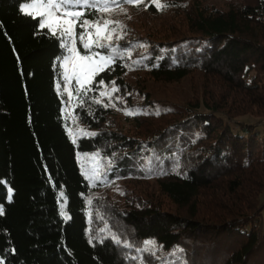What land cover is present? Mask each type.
I'll return each mask as SVG.
<instances>
[{"label":"trees","instance_id":"16d2710c","mask_svg":"<svg viewBox=\"0 0 264 264\" xmlns=\"http://www.w3.org/2000/svg\"><path fill=\"white\" fill-rule=\"evenodd\" d=\"M29 1L0 0V264H264V0L151 3L143 32L92 50L115 59L81 93L76 139L57 89L62 39L21 11ZM185 79L190 101L147 98L124 125L96 102L113 81L124 94ZM84 154L106 179L92 184ZM117 181V198L92 197Z\"/></svg>","mask_w":264,"mask_h":264},{"label":"rangeland","instance_id":"374dc122","mask_svg":"<svg viewBox=\"0 0 264 264\" xmlns=\"http://www.w3.org/2000/svg\"><path fill=\"white\" fill-rule=\"evenodd\" d=\"M31 2L32 0L25 3ZM160 2L163 4L162 0H160ZM151 3V0H144V2L138 7L127 3H122L119 6H110L108 12H103L101 19L119 21L123 28L121 29L120 27H117L116 33L112 34V40H101V43H110L113 45L114 41H117V36L127 29H134L139 33L143 32L146 26L145 15L149 14L147 11L150 9L149 5ZM121 7L123 8V11L120 10ZM89 31L94 30L89 29ZM61 39L65 48V54L59 62L61 66V76L57 81V89L63 99V115L68 125V131L72 138L76 139L85 132V127L79 121L76 114V108L82 103L81 93L84 91L82 89L79 92L77 91L79 85L77 84L74 75L72 54L68 51V47H71V44L68 43L67 38L61 37ZM66 44L68 45L67 47L65 46ZM75 46L79 51L77 39ZM93 49H95V46H93L92 50ZM99 53L101 55H109L101 52ZM109 64H111V62ZM109 64H106L105 67ZM135 75L136 74L130 73L127 75V78L131 83H135L136 80L138 82H144L142 77L138 78V76ZM90 84H88L87 87H89ZM139 86L140 85L129 88V90L123 94L121 91H112L113 85H104L100 90L99 95L101 92H106L110 95H100L98 101H101L107 105V107H111L112 114L116 118V121L124 125V123L126 124L125 116L129 115L127 114L129 111L133 113L147 111V108L142 106L147 98L153 100L159 109H163L167 106H176L190 101L191 97L194 95V88L190 79H185L182 82L169 85L159 84L152 80H148L145 84L141 85L142 89L137 88ZM80 163L84 174L91 180L92 184L101 178L106 179L107 174L104 173L101 157L98 154H84L80 157ZM114 183L115 182H109L104 185V187H101L103 184L95 185L98 190L95 188L92 189V197L99 196L105 200L108 199L109 201L117 198L120 194L119 190L121 189L120 187L123 182L117 181L115 185Z\"/></svg>","mask_w":264,"mask_h":264},{"label":"snow or ice","instance_id":"6c2138e0","mask_svg":"<svg viewBox=\"0 0 264 264\" xmlns=\"http://www.w3.org/2000/svg\"><path fill=\"white\" fill-rule=\"evenodd\" d=\"M143 2L144 0H32L31 3L21 5V11L25 14L42 18L40 20L41 28L47 27L53 35L67 38L68 43L71 44V47H68V51L72 54L74 75L79 85L77 91L79 92L82 89L87 94L90 90L87 85L93 82L94 77L100 71L104 70L106 64L115 59L114 55H101L99 52L92 51L93 46L110 49L111 53L115 54L117 48L110 43H101V40L111 41L112 34L116 33L117 27L122 29L123 26L119 21L114 20H88L84 18L82 9L88 8L96 9L100 12H108L110 6L113 5L119 6L122 3H127L138 7ZM151 2L159 10L168 7V5L162 4L160 0H151ZM120 10L123 11V8L121 7ZM77 26L83 29L78 35L75 31ZM89 29L94 31H89ZM117 38L120 37L117 36ZM76 39H79L86 54L81 55L77 50L75 46ZM65 46L67 47L68 45L66 44ZM98 83L103 84V81H99ZM112 84V91H118L114 86V81ZM100 95L105 96L110 94L101 92ZM127 114L132 115L135 113L129 111ZM60 195L63 197V192ZM63 207L61 205L62 215L64 214ZM2 214L3 208L0 207V215ZM145 243L146 247L155 245L154 241H146Z\"/></svg>","mask_w":264,"mask_h":264}]
</instances>
